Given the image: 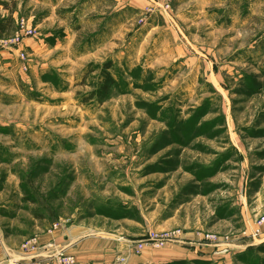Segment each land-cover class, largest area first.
<instances>
[{"label":"rangeland","instance_id":"374dc122","mask_svg":"<svg viewBox=\"0 0 264 264\" xmlns=\"http://www.w3.org/2000/svg\"><path fill=\"white\" fill-rule=\"evenodd\" d=\"M3 1L35 34L0 41V237L180 229L152 249L207 254L164 264H264V0Z\"/></svg>","mask_w":264,"mask_h":264},{"label":"crops","instance_id":"0c3cea01","mask_svg":"<svg viewBox=\"0 0 264 264\" xmlns=\"http://www.w3.org/2000/svg\"><path fill=\"white\" fill-rule=\"evenodd\" d=\"M39 1L43 2V0H38V3ZM145 2L143 5L147 4ZM52 8H55V5ZM33 11L34 7L31 15L27 17L28 25L34 23L32 20L35 12ZM1 13L3 16L9 14L8 10H2ZM54 15H56L55 9L52 12L41 14L35 27L40 26L45 29L44 26L48 25L46 21ZM12 17L16 23L19 19L16 10L12 11ZM242 221V228H252V216L249 212L243 213ZM38 237L41 243L54 240L57 245L64 248L65 252L74 256L75 264H164L185 257H205L204 253L207 254L209 249L199 246L200 243L191 241L189 248L169 244L162 249L145 248L139 254H135L125 240H116L115 236L107 230L90 224L88 226L79 224L67 228L60 225L57 229L43 230ZM252 243L250 239H245L237 247L241 248ZM116 257L119 258L117 261ZM11 260H14L16 264H56L45 250H42L37 257H30L19 250L16 241L0 237V264H7V261Z\"/></svg>","mask_w":264,"mask_h":264},{"label":"built area","instance_id":"2783aa9c","mask_svg":"<svg viewBox=\"0 0 264 264\" xmlns=\"http://www.w3.org/2000/svg\"><path fill=\"white\" fill-rule=\"evenodd\" d=\"M153 4L159 6L162 10L166 11L170 8L172 0H149ZM146 12H151L152 8L149 6L146 9ZM17 28L11 34V36L0 38V41L4 44H9L12 46H19L24 37H32L35 34L34 29L29 28L24 19H19L17 22ZM18 57L20 60L25 59V53L23 51H18ZM24 68V66H23ZM259 224L264 222V217L261 216L257 220ZM60 225L54 223L52 229L59 228ZM183 231L180 229H171L163 232L148 231L145 237L138 242L133 250V253L139 254L144 246H149L151 248H160L164 246L168 241H174L182 245H187V238L182 235ZM259 233L258 229L254 230L253 236H256ZM206 238H212V235H206ZM19 250L30 257H37L42 250L48 252V256L53 258L56 264H75L74 256L65 252L64 248L57 245L54 240H49L45 243H41L37 236H32L25 241H23L19 247ZM7 264H16L14 260L7 261Z\"/></svg>","mask_w":264,"mask_h":264},{"label":"trees","instance_id":"16d2710c","mask_svg":"<svg viewBox=\"0 0 264 264\" xmlns=\"http://www.w3.org/2000/svg\"><path fill=\"white\" fill-rule=\"evenodd\" d=\"M2 10H8L9 14L7 16L2 15ZM13 8H11L6 1L0 0V38L7 35L12 29L14 24V19L12 17ZM104 69L101 71L103 76V83L101 89L98 91L99 97L104 100L110 90V86L113 83V78L107 72V68L110 67V63L104 64Z\"/></svg>","mask_w":264,"mask_h":264}]
</instances>
